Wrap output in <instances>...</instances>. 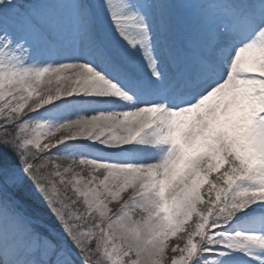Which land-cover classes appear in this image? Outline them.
<instances>
[{
	"label": "snow or ice",
	"instance_id": "obj_1",
	"mask_svg": "<svg viewBox=\"0 0 264 264\" xmlns=\"http://www.w3.org/2000/svg\"><path fill=\"white\" fill-rule=\"evenodd\" d=\"M0 264H264V0H0Z\"/></svg>",
	"mask_w": 264,
	"mask_h": 264
},
{
	"label": "trees",
	"instance_id": "obj_2",
	"mask_svg": "<svg viewBox=\"0 0 264 264\" xmlns=\"http://www.w3.org/2000/svg\"><path fill=\"white\" fill-rule=\"evenodd\" d=\"M34 210L38 211L41 214H44L46 212V209L43 208L41 203L34 205Z\"/></svg>",
	"mask_w": 264,
	"mask_h": 264
},
{
	"label": "rangeland",
	"instance_id": "obj_3",
	"mask_svg": "<svg viewBox=\"0 0 264 264\" xmlns=\"http://www.w3.org/2000/svg\"><path fill=\"white\" fill-rule=\"evenodd\" d=\"M170 243H171V244H174V243H175V237H173V238L170 240Z\"/></svg>",
	"mask_w": 264,
	"mask_h": 264
}]
</instances>
